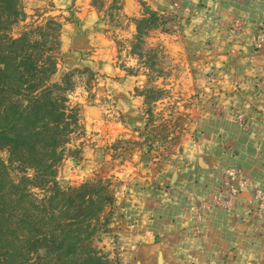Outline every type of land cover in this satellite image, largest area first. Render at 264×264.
<instances>
[{
  "label": "crops",
  "instance_id": "crops-1",
  "mask_svg": "<svg viewBox=\"0 0 264 264\" xmlns=\"http://www.w3.org/2000/svg\"><path fill=\"white\" fill-rule=\"evenodd\" d=\"M83 1L73 2L69 21L62 18L63 65L104 76L128 133L142 124L140 99L133 95L138 79L115 67L107 25ZM126 1L120 0L123 10ZM129 1L134 11L175 16L167 24L192 65L201 107L177 153L165 161L138 158L115 172L123 193L110 246L121 264H264V216L254 203L255 190L264 188V45L253 48L264 0ZM237 21L244 27L235 32ZM90 152L67 176L72 185L102 162L97 147ZM229 168L239 170L244 186L235 197L222 189L230 207H217L213 197Z\"/></svg>",
  "mask_w": 264,
  "mask_h": 264
},
{
  "label": "rangeland",
  "instance_id": "rangeland-1",
  "mask_svg": "<svg viewBox=\"0 0 264 264\" xmlns=\"http://www.w3.org/2000/svg\"><path fill=\"white\" fill-rule=\"evenodd\" d=\"M75 0H20L25 16L19 18L10 28L9 35L18 37L36 26L46 25L48 18L69 21L75 11ZM107 25L106 31L115 45L114 65L129 76L137 78L139 84L133 91L139 97L142 124L136 129L122 131L124 115L118 111L115 99L106 88V79L89 67H65L59 52L53 51L58 59L52 83H60L69 75L66 98L69 109L77 110L78 126L71 125L61 139L65 140L58 155L61 161L56 165L57 181L61 188L78 187L86 180H103V186L116 198L112 209L113 224L98 227L91 237L89 246L95 249L103 264H121L116 251L110 246L113 232L118 227L121 181L115 172L125 163H137V159L149 161L167 160L177 153L179 146L191 133V122L200 113L201 104L193 92L191 63L181 41L174 34L173 15H156L146 7L140 10H123L120 0H86ZM65 13V14H63ZM60 14V15H59ZM70 16V17H69ZM64 20V21H65ZM63 21V20H62ZM54 27L47 26L43 33L48 34L46 49L54 47ZM35 38L46 40L41 34ZM49 49V50H50ZM96 108L97 115H90L86 109ZM97 147L103 160L93 175L78 185H72V175L91 150ZM91 153V152H90ZM3 161L7 155L0 153ZM14 164L9 169L11 180L17 182L21 176L34 175L32 170L22 173ZM63 172L66 173L64 177ZM65 178V179H64ZM97 180V179H96ZM45 188L31 189L37 198L45 195ZM107 206L105 212L110 211Z\"/></svg>",
  "mask_w": 264,
  "mask_h": 264
},
{
  "label": "trees",
  "instance_id": "trees-1",
  "mask_svg": "<svg viewBox=\"0 0 264 264\" xmlns=\"http://www.w3.org/2000/svg\"><path fill=\"white\" fill-rule=\"evenodd\" d=\"M24 16L20 0H0V153L7 155L0 157V264H103L89 242L98 227L113 224L116 198L98 177L61 188L55 169L61 133L78 126L77 110L67 105L69 75L51 82L63 21L48 18L46 25L9 35ZM47 26L54 27V47L45 50ZM14 164L34 175L12 181ZM34 188H45V195L37 198Z\"/></svg>",
  "mask_w": 264,
  "mask_h": 264
},
{
  "label": "built area",
  "instance_id": "built-area-1",
  "mask_svg": "<svg viewBox=\"0 0 264 264\" xmlns=\"http://www.w3.org/2000/svg\"><path fill=\"white\" fill-rule=\"evenodd\" d=\"M244 23L237 21L234 23L233 31H241ZM264 45V20L260 21L257 25V34L255 37L253 48L257 51ZM241 122V118H239ZM236 184V185H235ZM244 183L239 181V170L237 168L226 169L223 173L221 185L218 193L213 197V203L217 207L229 208L230 204L224 202L222 199V189L225 187L229 189L230 196L235 197ZM255 212L258 216H264V188L255 190L254 193Z\"/></svg>",
  "mask_w": 264,
  "mask_h": 264
},
{
  "label": "water",
  "instance_id": "water-1",
  "mask_svg": "<svg viewBox=\"0 0 264 264\" xmlns=\"http://www.w3.org/2000/svg\"><path fill=\"white\" fill-rule=\"evenodd\" d=\"M126 4H127V6H130V1L129 0H127L126 1ZM86 111L90 114V115H92V116H96L97 114V109L96 108H94V107H89V108H87L86 109Z\"/></svg>",
  "mask_w": 264,
  "mask_h": 264
}]
</instances>
